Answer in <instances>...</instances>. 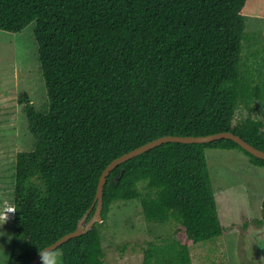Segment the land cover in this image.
Returning a JSON list of instances; mask_svg holds the SVG:
<instances>
[{"label": "trees", "instance_id": "16d2710c", "mask_svg": "<svg viewBox=\"0 0 264 264\" xmlns=\"http://www.w3.org/2000/svg\"><path fill=\"white\" fill-rule=\"evenodd\" d=\"M247 4L0 0V29L18 31L35 21L48 99L36 109L27 93L18 98L34 142L17 153L14 164L7 264L28 263L74 230L93 202L104 167L151 139L229 130L264 150L262 120L233 122L239 102L264 93L242 72ZM206 148L240 149L264 167L263 158L230 138L157 144L111 169L102 220L38 264L54 251L62 264H106L98 225L115 201L130 199L139 201L149 223L172 226L147 241L141 264H189L190 244L223 232Z\"/></svg>", "mask_w": 264, "mask_h": 264}, {"label": "rangeland", "instance_id": "374dc122", "mask_svg": "<svg viewBox=\"0 0 264 264\" xmlns=\"http://www.w3.org/2000/svg\"><path fill=\"white\" fill-rule=\"evenodd\" d=\"M246 10L243 77L264 90V0H248ZM34 26L32 20L18 31L0 29V264H7L10 249L12 219L2 213L13 204L16 156L34 142L18 98L27 93L36 109L48 102ZM248 98L238 103L233 122L250 116L264 124V93ZM205 157L223 232L190 244L189 264H264V167L236 148H206ZM98 229L106 264H141L147 241L172 226L149 223L139 201L130 199L115 201ZM42 264H62L60 252L49 253Z\"/></svg>", "mask_w": 264, "mask_h": 264}, {"label": "water", "instance_id": "95a60500", "mask_svg": "<svg viewBox=\"0 0 264 264\" xmlns=\"http://www.w3.org/2000/svg\"><path fill=\"white\" fill-rule=\"evenodd\" d=\"M219 138H230L237 142L242 148L247 150L249 153L253 154L254 156H257L259 158L264 159V150L257 148L256 146L250 144L246 140H244L240 135L229 131H217L213 133L208 134H200V135H179V134H165L161 135L159 137H156L154 139H151L115 158H113L102 170L99 180L96 187L95 196L93 199V202L90 206V208L84 213V215L79 219L77 226L74 230L69 231L65 234H63L61 237H59L57 240L52 242L51 244L43 247L41 250H39L36 255L31 259L28 263L25 264H38L40 258L45 255L46 253L56 249L61 243L67 241L69 238L77 236L81 233L86 232L88 229L92 227V225L95 222H99L102 220L101 216V209H102V202H103V186L106 181L107 175L111 171L112 168H114L116 165L120 164L121 162L157 145L160 143H163L165 141H179V142H208L213 141ZM123 172V168L120 171V174ZM95 206L94 213L92 216L87 219L88 213L90 212L91 208Z\"/></svg>", "mask_w": 264, "mask_h": 264}, {"label": "clouds", "instance_id": "9594fccd", "mask_svg": "<svg viewBox=\"0 0 264 264\" xmlns=\"http://www.w3.org/2000/svg\"><path fill=\"white\" fill-rule=\"evenodd\" d=\"M14 211H15V209H14V205L13 204L11 206H9V207H6L4 212H8V216L7 217H3L2 216V218H4V219H6V218L10 219L11 218L12 219Z\"/></svg>", "mask_w": 264, "mask_h": 264}, {"label": "built area", "instance_id": "2783aa9c", "mask_svg": "<svg viewBox=\"0 0 264 264\" xmlns=\"http://www.w3.org/2000/svg\"><path fill=\"white\" fill-rule=\"evenodd\" d=\"M2 216H3V217H7V216H8V212H4V213L2 214Z\"/></svg>", "mask_w": 264, "mask_h": 264}]
</instances>
